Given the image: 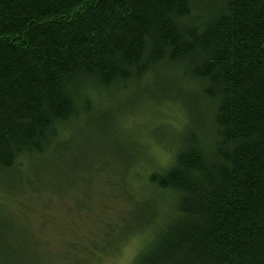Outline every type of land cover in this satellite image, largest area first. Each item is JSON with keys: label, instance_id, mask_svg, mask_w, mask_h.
<instances>
[{"label": "trees", "instance_id": "1", "mask_svg": "<svg viewBox=\"0 0 264 264\" xmlns=\"http://www.w3.org/2000/svg\"><path fill=\"white\" fill-rule=\"evenodd\" d=\"M164 70L156 88L181 98L185 119L168 165L136 166L149 192L139 220L106 221L102 204L94 224L80 221L88 205L81 223L55 218L50 191L24 187L25 162L56 169L62 131L95 113L92 93L154 87ZM168 74L188 91L173 93ZM112 111L96 125L112 124ZM10 173L23 209L36 198L45 209L37 231L54 238L34 264H89L133 235L141 242L131 264H264V0H0V181ZM5 204L0 264H11L6 241L32 230L27 210Z\"/></svg>", "mask_w": 264, "mask_h": 264}, {"label": "rangeland", "instance_id": "2", "mask_svg": "<svg viewBox=\"0 0 264 264\" xmlns=\"http://www.w3.org/2000/svg\"><path fill=\"white\" fill-rule=\"evenodd\" d=\"M166 73L169 72L160 71L156 78L157 84L154 87L145 81L139 85H130L122 94L118 91L92 93L90 102L94 104L95 113L83 114L81 120H75L73 125L66 127L61 133V154L58 157L57 168L51 169L47 164L42 166L41 163H47L46 160L25 162L19 172L23 177L24 187L34 191L44 189V194L50 191L55 199L51 203L55 209V218L59 212L64 223L72 217L75 223H81L87 219L91 224H94L92 210L102 204L104 207L101 213L106 221L133 222L136 219L139 220L143 199L149 196V192L145 184H141V181L144 180L145 168L139 174L140 171H136L138 169L136 166L142 167L144 164L150 166L168 165L173 159L176 149L173 137L181 129L185 119L181 98L166 96L161 94V89L156 88L166 82L164 78ZM168 75L169 77L173 76V74ZM173 77L175 78L171 87L173 93L178 86H181L184 91H188V86L182 85L178 76L174 75ZM167 86H164L163 89L166 90ZM139 87L147 88L141 96L137 93ZM110 109L114 111L111 116L113 125L110 123L107 125L102 121L99 128L96 122H100V120L96 116L100 112ZM102 127L105 128V132L101 131ZM89 128L94 134L89 133ZM165 139L170 143L166 144ZM128 159L131 162L127 161ZM136 178H138L139 187L136 184L137 189L129 188L130 181H137ZM1 181L0 202L6 203L5 208L22 211L23 207L19 201L26 200L25 193L21 195L17 193L18 191L15 192L8 188L16 183L13 174L2 176ZM115 183L118 184L116 188H114ZM130 189L135 194H130L132 201L129 200L130 206H128L126 204L127 193L124 192H128ZM112 190H115L114 192L117 194L123 193L121 196H117L121 201L111 200ZM46 195L48 194L44 196ZM55 195L60 197H55ZM27 202L30 205V210L25 207L24 209L27 210L32 237L6 241L13 252L11 264H34L36 261H44L47 256L44 241L54 240L49 232H42L41 229L37 231L38 223L42 220V212L45 210L41 206V201L36 198L35 201L27 200ZM87 205L90 207L87 210L89 216L80 218V222L77 217L79 209L81 206ZM69 206L73 208V214L69 213ZM111 206L119 209L115 217L114 214L112 215ZM10 209L9 211H11ZM24 217L27 222L26 216ZM17 221L21 222L22 220L17 218ZM41 224L45 226L44 222ZM140 238L138 235H133L124 241V245L119 250L101 256L95 255L89 264H131L141 242ZM60 251L63 254L64 250ZM61 262L62 259L57 264H62Z\"/></svg>", "mask_w": 264, "mask_h": 264}]
</instances>
